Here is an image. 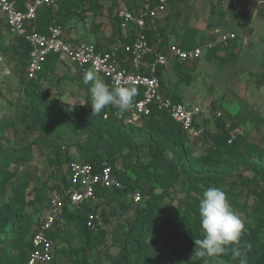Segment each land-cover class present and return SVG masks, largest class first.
Listing matches in <instances>:
<instances>
[{
	"label": "rangeland",
	"instance_id": "obj_1",
	"mask_svg": "<svg viewBox=\"0 0 264 264\" xmlns=\"http://www.w3.org/2000/svg\"><path fill=\"white\" fill-rule=\"evenodd\" d=\"M144 1L68 0L53 12V17L66 33L74 29L83 37L101 33L104 39L119 45L123 40L115 12ZM218 1L221 4L211 14L210 5ZM170 2L168 29L161 35L165 47L180 41L183 29L190 25L200 28L196 41L203 42L209 33L220 29L252 38L254 34L258 39L249 51L228 47L204 57L198 66L185 68L173 80L182 85L184 103L200 112V120L210 125L212 132L218 120L216 113L225 114L231 130L241 133L237 151L230 153L210 138L189 141L195 159L211 156L218 161L217 168L195 170L199 180L186 173L175 178L168 165L169 161L176 162L175 156L157 151L150 140L148 120L133 121L132 106L121 113L117 106L109 105L93 115L90 84L83 83L84 75L79 70L59 61L50 63L42 73V108L36 116L23 91L27 82L26 51L0 14V118L12 126L0 134V169L14 175L0 187V236H4L1 220L8 207L22 218L18 224L8 226L12 230L9 239L0 241V264H26L29 240L48 211L51 193L67 175V160L73 157L81 161L82 153L103 160L114 154L115 168L123 183L140 192L142 201L130 203L129 197L115 191L97 200L92 207L97 204L96 209L104 214V224L90 242L85 241L79 224L66 221L54 234L56 250L50 264H176L171 235L156 237L147 227H140L135 222L138 210L153 205L159 198L155 206L158 222L183 223L186 231L201 232L199 201L203 191L211 186L229 191L230 195H226L230 206L244 222L246 231L262 220L258 213L263 203L251 194L257 187L249 185L247 179L254 175L246 167L264 159V0ZM167 32L176 40L165 37ZM76 113L86 116L88 124L101 117L105 120L107 115L124 125H134L136 136L128 149L120 150L111 139L78 122ZM21 185L25 187L24 198L16 200L14 190ZM262 230L260 238L264 242V227ZM140 236L146 243L129 245L124 257L122 249L126 243ZM210 264L232 262L229 255L228 260H212Z\"/></svg>",
	"mask_w": 264,
	"mask_h": 264
},
{
	"label": "built area",
	"instance_id": "obj_2",
	"mask_svg": "<svg viewBox=\"0 0 264 264\" xmlns=\"http://www.w3.org/2000/svg\"><path fill=\"white\" fill-rule=\"evenodd\" d=\"M62 1L30 0L23 10L19 7L21 0H0V13L5 17L9 32L31 49L26 67L27 80L36 81L43 73L48 58L51 55L58 56L60 61L74 66L82 75L94 70L110 87L120 84L134 87L142 94V98L132 105L133 121L150 117L155 109L177 123L187 139H199L211 130L200 120L199 111L192 110L163 91L159 70L175 65L196 64L207 52L233 45L248 49L256 41L250 35L222 32L192 49H184L181 44L171 45L166 51L156 49L151 45L147 32L151 24L165 17L170 9L169 0H158L153 5L150 2L143 3L139 9L116 11L115 17L121 29L126 31L125 39L129 40L122 47L127 59L121 62L116 55L119 49L109 51L87 42L66 41L63 27L56 20H52L45 32L37 31L35 23L38 12L42 8H57ZM216 114L217 119L225 122L230 135L228 143L233 144L241 133L231 130L225 114ZM68 170L70 188L63 194L59 191L51 193L48 211L30 238L31 249L26 264H50L53 260L56 245L50 234L58 223L63 222L64 198H67L72 209L78 210L86 203L97 202V190L115 191L123 188L116 170L106 159L100 161L99 166L72 162ZM129 199L138 204L142 201L141 193L131 194ZM103 224L99 213L88 215L86 226L91 232H99Z\"/></svg>",
	"mask_w": 264,
	"mask_h": 264
},
{
	"label": "trees",
	"instance_id": "obj_3",
	"mask_svg": "<svg viewBox=\"0 0 264 264\" xmlns=\"http://www.w3.org/2000/svg\"><path fill=\"white\" fill-rule=\"evenodd\" d=\"M30 0H21L19 3L20 9L25 8L26 3ZM68 0H63L57 8H42L38 12L37 20H36V28L38 32H45L47 27L50 25L52 20H56L54 15V11L59 9L61 5H63ZM158 0H145L144 3L150 2L152 5L155 4ZM170 2V0H169ZM221 4V1H218L216 4H211V11L210 13H214L216 10V6ZM170 8H171V2H170ZM171 13V10H170ZM170 13L168 16H166L165 20L168 23V19L170 17ZM115 17V15H114ZM116 19V17H115ZM117 20V19H116ZM59 24L60 22L56 20ZM119 23V21L117 20ZM61 25V24H60ZM62 26V25H61ZM119 28L121 31V27L119 24ZM165 28L162 30V34L164 33ZM198 34V30L192 29L190 27H186L183 29V35L179 37L178 39L182 42L181 45L184 49H192L197 44L195 41V37ZM147 36L149 41L151 36L150 32H147ZM129 43V40L125 39L123 41V45ZM151 43V42H150ZM21 45L23 46L24 50L26 51L27 55V61L30 54L31 49L29 46L24 42L21 41ZM237 47V46H235ZM222 49H217L215 51H209L208 53L210 55H213L215 53H218ZM117 58L124 62L127 59V56L123 53L122 48L119 49L118 53L116 54ZM55 61H59V57L55 55H51L46 63L47 67L50 63H53ZM27 67V64H26ZM46 69V68H45ZM161 70V69H160ZM160 70H159V77H160ZM45 71V70H44ZM42 74L38 77L36 81H28L24 83L23 91L26 96V99L29 103L30 108L33 110L34 114L38 116L41 112L42 104H41V98L39 96V87H40V78ZM27 79V77H26ZM161 80V78H160ZM142 98V94L138 93L134 97V102L140 100ZM80 122L85 123L84 125L89 128L91 131H94L96 134L105 136L111 139L113 141V144L115 147H118V149H128L134 139L135 130L136 127L134 125H124L120 123L117 119L112 118L108 119V116L105 115V120H93L91 124H88L85 122L86 116H83L79 113L74 114ZM41 119L44 118V116L40 117ZM148 120V128H149V136L152 143H154L157 151L164 153H173L175 156L176 162L169 161V169L174 175L175 178H179L181 176V173H186L190 176V178H194L196 180H199L198 174L195 172L197 169L202 168H211L216 169L218 161H216L211 156H204L198 159H195L193 157V151L188 147L189 141L195 142L196 140L210 138L213 143L218 145L219 147L225 149L226 151H229L230 153L236 152L238 148V143L235 141L233 144H229V131L226 128L225 122L222 119H218L215 121L214 129L215 131L208 132L204 136H202L199 139H187L185 134L183 133L181 127L175 123L168 115L164 113H159L155 109L153 110L150 117L146 118ZM204 125L208 126L206 122H204ZM11 124L6 123L3 118H0V134L3 132L6 128H11ZM213 133V134H212ZM246 149L251 150V146H246ZM81 152V151H80ZM82 153V152H81ZM114 154H108L106 160L108 163L116 170L115 164L116 159L113 156ZM83 160L81 161H75V159L72 157L71 160H67L68 167L72 162H81V163H87L92 164L95 166H99L100 161L103 159H100L97 155H88L82 153ZM178 167H180L182 170L179 171ZM247 171H250L253 173V178L247 179V181L250 184H254L257 188L254 190H251V194L253 197L259 199L263 205L262 209L259 211L258 215L259 218L262 220L260 223H258L255 228L246 231L244 233L243 239H242V245L247 246L251 245V248L247 250V261H252L253 264H264V242L260 238V234L263 231L264 227V159L257 163H252L250 166L246 167ZM116 173L119 177V180L123 184V188L121 190H115V192H120L123 196L129 197L131 194H134L138 192L137 190H134V188L128 186L126 183H123V179L119 175L118 171L116 170ZM66 177H63L61 185L56 186L55 190L53 191H59L61 194L67 189L70 188V182L68 179L69 176V170L67 168V175ZM14 178L13 174L6 172H1L0 169V187H2L5 184H8L11 179ZM24 191L25 187L23 185L18 186L14 190V199L20 200L24 198ZM114 191H104V190H97V197L98 200H102V198ZM140 193V192H139ZM226 194H229V191L225 192ZM230 195V194H229ZM159 198L154 200V204L151 206H148L146 208H142L138 210L136 223L140 225V227H147V230L149 229V232H151L154 236L160 237L164 235H171V242L173 245V250L176 253V264H189L191 254L194 251V244L193 239L194 238H202V230L200 227V224H198V228L201 232H194V231H186L183 223H170V222H158L156 219V213H155V206L157 204ZM65 207H64V218L63 222L58 223L53 232H51L50 237L54 240V234L57 232L66 221L72 223H77L81 226V233L85 239L86 242L91 241V236H93L95 233L88 230L86 226V221L88 218V215L92 212L99 213L102 217L103 223H104V214L102 212H99L96 206L92 207L94 203H86L84 204L80 209L74 210L72 209L71 205L69 204L67 198H64ZM130 203H133L130 200ZM139 204V203H138ZM23 209V207H20ZM22 220L20 213L18 211L12 209L10 207L7 208L6 214L4 215L3 219L1 220V231L4 232V236H0L1 242L7 241L9 238L8 236H11V228L8 229V226L12 227V225L18 224ZM32 236V235H31ZM146 240H144V236H140L139 239H132L126 243L124 248L122 249V253H124L125 257V251L127 252V248L129 245L133 244L136 246L142 245ZM28 252H27V258L29 251L31 249L30 240L28 243ZM148 254V253H147ZM229 255L220 257L219 260H228ZM212 261V260H211ZM27 263V259H26ZM194 264H201L200 261H196Z\"/></svg>",
	"mask_w": 264,
	"mask_h": 264
},
{
	"label": "clouds",
	"instance_id": "obj_4",
	"mask_svg": "<svg viewBox=\"0 0 264 264\" xmlns=\"http://www.w3.org/2000/svg\"><path fill=\"white\" fill-rule=\"evenodd\" d=\"M83 83L90 84L91 107L93 115L100 114L109 105L117 106L122 113L134 103L137 90L120 84L108 86L94 70H88ZM200 227L202 238L194 239V252L189 264L200 261L210 264L211 260L230 255L232 264H248L247 250L251 245H242L245 225L232 209L225 191L211 186L203 191L199 201Z\"/></svg>",
	"mask_w": 264,
	"mask_h": 264
},
{
	"label": "crops",
	"instance_id": "obj_5",
	"mask_svg": "<svg viewBox=\"0 0 264 264\" xmlns=\"http://www.w3.org/2000/svg\"><path fill=\"white\" fill-rule=\"evenodd\" d=\"M145 2V1H144ZM144 2H140V3H137V4H132L130 6V8H126V9H139L141 7V5L144 3ZM20 3V2H19ZM239 3V2H237ZM210 8H211V5H210ZM170 10L171 8L169 9V12L167 13L166 16L169 15L170 13ZM211 11V9H210ZM116 13V12H115ZM209 13V12H208ZM1 14V13H0ZM4 21H5V17L3 16V14H1ZM115 15V14H114ZM165 17H161L160 19L156 20L153 24H151V27L148 31V33L150 32V42H151V45L154 46V48L156 49H160L162 51H166L168 49L169 46L171 45H175V44H181L182 42L181 41H178V42H175V43H170L168 46H163L161 44V41L163 40L161 35H162V30L164 28H167L168 29V24H167V21L165 20ZM180 25L183 26L184 24H182L180 22ZM7 27V26H6ZM190 28L192 29H195V30H200V28L194 26V25H190ZM8 29V28H7ZM64 30V29H63ZM75 31L77 30H72L70 31V33H66V31H64V38L66 41H70V43H80V42H87V43H91V44H95L97 45L98 47L104 49V50H109V51H112L114 49H121L123 47V43H120L119 45H116L114 42V40L112 39H104L102 37V34L101 33H98L99 35L97 37H89L88 35H85L84 37L79 35L78 32L75 33ZM166 31H164L165 33ZM222 32H234V31H227L225 29H220V30H217L215 33H209L207 35V39H211V38H215L217 37L216 35L222 33ZM126 34V31L121 29V32H120V37H122V40L124 41L125 40V37L124 35ZM238 34H242V33H238ZM252 35V34H251ZM165 37H168L170 39H173V40H176L177 37H174L172 36V34L170 32H167ZM93 38V39H91ZM253 38L254 40H258L256 38V35L253 34ZM18 39V38H17ZM206 39V40H207ZM100 41L99 43L97 42H91V41ZM204 40V41H206ZM196 41V40H195ZM201 42V40L199 39L198 41H196V44H199ZM255 43V42H254ZM254 44H252L248 49H244L243 51H249V49L253 46ZM237 45H233L231 46L232 48H235V49H240L237 47H235ZM225 49V48H224ZM241 50V49H240ZM210 54L207 52L204 57L206 58L207 56H209ZM203 57V59H205ZM200 60L198 63L196 64H187V65H175V66H170L169 68H166V69H161L160 70V78H161V84H162V88H163V91L168 95L170 96L171 98H173L174 100H177L179 102H182L184 103L182 97H181V88H182V85H179L177 84V82H173V80L176 78L177 79V74L181 73V71L183 72V70L186 68L187 69H191V68H194L196 65L198 66L200 64L201 61ZM59 62L63 63L62 61L59 60ZM69 65V64H68ZM72 68L74 66L70 65ZM69 66V67H70ZM75 68V67H74ZM77 69V68H75ZM78 70V69H77ZM104 81V80H103ZM107 85L108 83L106 81H104ZM109 86V85H108ZM185 104V103H184ZM188 106V105H187ZM208 128L211 130V127L210 125H208Z\"/></svg>",
	"mask_w": 264,
	"mask_h": 264
}]
</instances>
